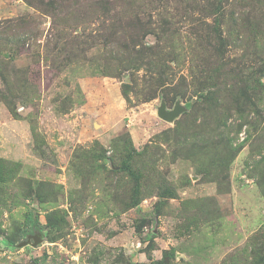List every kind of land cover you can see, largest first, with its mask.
Here are the masks:
<instances>
[{"label": "rangeland", "instance_id": "374dc122", "mask_svg": "<svg viewBox=\"0 0 264 264\" xmlns=\"http://www.w3.org/2000/svg\"><path fill=\"white\" fill-rule=\"evenodd\" d=\"M0 264H264V0H0Z\"/></svg>", "mask_w": 264, "mask_h": 264}, {"label": "water", "instance_id": "95a60500", "mask_svg": "<svg viewBox=\"0 0 264 264\" xmlns=\"http://www.w3.org/2000/svg\"><path fill=\"white\" fill-rule=\"evenodd\" d=\"M183 110L184 107L180 102H177L172 110H167L166 104L162 103L158 109V114L164 120L173 121Z\"/></svg>", "mask_w": 264, "mask_h": 264}]
</instances>
